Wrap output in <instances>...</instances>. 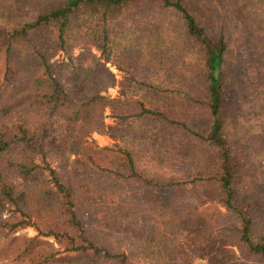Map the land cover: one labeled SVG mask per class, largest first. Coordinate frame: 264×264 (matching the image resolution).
<instances>
[{
	"label": "trees",
	"instance_id": "16d2710c",
	"mask_svg": "<svg viewBox=\"0 0 264 264\" xmlns=\"http://www.w3.org/2000/svg\"><path fill=\"white\" fill-rule=\"evenodd\" d=\"M188 1L60 0L0 27V264H264V116L242 115L264 102V0H230L219 29ZM81 43L126 72L119 98L105 63L60 85Z\"/></svg>",
	"mask_w": 264,
	"mask_h": 264
},
{
	"label": "rangeland",
	"instance_id": "374dc122",
	"mask_svg": "<svg viewBox=\"0 0 264 264\" xmlns=\"http://www.w3.org/2000/svg\"><path fill=\"white\" fill-rule=\"evenodd\" d=\"M59 1L60 0H0V27L10 29L15 26H22L24 23L34 20L42 10L47 9L50 5H55ZM229 1L230 0H192L193 3H190L188 1V5L190 9H194V11L198 13L199 17L202 19V22L205 21V17L212 16L211 13H213L218 23L217 29H219V23L227 25V4H229ZM164 13L165 11L160 8H154L153 13L149 12L150 16L148 17L147 23L150 24V27H154L155 23H157L158 18L161 17ZM141 17V20H145L144 15ZM218 32L219 31L216 30L215 34L213 35L214 40H217ZM100 63H105V60L101 57L100 51L97 48L91 46L90 44L85 43H81L69 53H58L57 56L51 62L54 68V73L60 85L70 95L73 92L71 83L73 73L77 69H85L89 67L93 68L96 64L98 65ZM105 66L109 70V72L114 75L115 85L109 86L108 88L104 89L103 95L111 99H117L120 97V82L127 77V74L125 71H122L121 69L111 64L105 63ZM100 70L102 69H99L98 73L100 72ZM237 79L235 81V88L237 96H241L242 93L239 92V89L242 87V85H240V82L242 80L241 78ZM225 94H227V89ZM234 101V105H237L235 99ZM242 106V115L247 116L251 114V117L249 116V118H251L252 121H259L260 119H263L261 118L262 116H264V102L262 101V99L258 100L257 104H252L250 106L249 104H247ZM236 115L237 113L233 111L232 116L235 117ZM104 116V122L108 128L115 127L118 124V121L114 117L112 108L107 107ZM90 140L96 142L99 147H112L115 144V142L110 138V136L106 132L100 134L93 133L90 136ZM249 172L252 175L255 174L254 171ZM191 188L192 187H189V190ZM189 190L186 194V198L190 202H193V193ZM170 194L171 191L169 189H161L159 191V196L163 201H167ZM203 208L208 210L218 209L222 214L226 213L225 209L218 204H209ZM19 234L27 235L29 237L38 236V232L36 231V229L31 227L20 231ZM43 240L52 243L55 249H58V245L56 244L54 238H44ZM232 248L238 251L236 247Z\"/></svg>",
	"mask_w": 264,
	"mask_h": 264
}]
</instances>
